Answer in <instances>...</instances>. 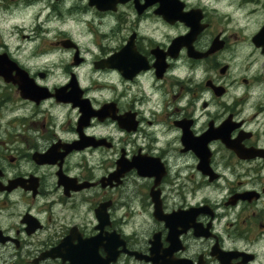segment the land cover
Returning <instances> with one entry per match:
<instances>
[{
  "label": "clouds",
  "instance_id": "1",
  "mask_svg": "<svg viewBox=\"0 0 264 264\" xmlns=\"http://www.w3.org/2000/svg\"><path fill=\"white\" fill-rule=\"evenodd\" d=\"M169 3L0 0V264H264V0Z\"/></svg>",
  "mask_w": 264,
  "mask_h": 264
},
{
  "label": "flooded vegetation",
  "instance_id": "2",
  "mask_svg": "<svg viewBox=\"0 0 264 264\" xmlns=\"http://www.w3.org/2000/svg\"><path fill=\"white\" fill-rule=\"evenodd\" d=\"M160 4L161 6L159 8H157L156 10V15H162V14H166V18H168L169 16H172L175 12V9L172 7L171 3H169V0H160ZM105 5H101V7H104ZM179 39V38H178ZM235 131V129H234ZM219 134V133H218ZM249 138H251V134H246ZM197 142L193 141L192 143V147L194 150H198L199 149V145L196 144ZM242 155H247V153H243ZM134 163L138 164V166L142 167V168H149L152 167L151 163H150V159L149 160H142V161H135ZM237 195H241V194H237ZM249 204L252 203V201L248 202ZM186 218L184 217H173L171 220V223H181L184 222ZM107 227V226H106ZM73 236L75 235V229L72 230ZM160 235V240H161V244H163L164 241V237L162 234ZM72 237H69L68 239H66V241L64 242V245H62L61 247L64 248L65 245L70 243V239ZM79 238L80 241H82V245L79 248H68L66 249L69 253L70 256L76 258L77 262H74V264H94L92 257H94L95 255V244L97 243L95 239V235H89L87 232L81 231L79 234ZM215 252V249H214ZM137 256L142 255L141 253H137Z\"/></svg>",
  "mask_w": 264,
  "mask_h": 264
},
{
  "label": "water",
  "instance_id": "3",
  "mask_svg": "<svg viewBox=\"0 0 264 264\" xmlns=\"http://www.w3.org/2000/svg\"><path fill=\"white\" fill-rule=\"evenodd\" d=\"M6 63L4 61H0V71H3V64ZM21 88L24 90L25 95H33L36 92V88L39 86H35L34 84L26 81V80H21L20 81Z\"/></svg>",
  "mask_w": 264,
  "mask_h": 264
}]
</instances>
